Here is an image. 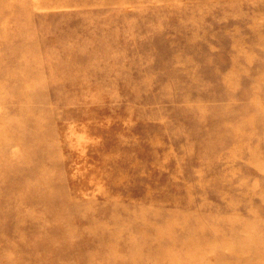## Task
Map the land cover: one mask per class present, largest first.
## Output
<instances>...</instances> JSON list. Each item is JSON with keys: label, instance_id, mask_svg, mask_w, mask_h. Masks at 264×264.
<instances>
[{"label": "rangeland", "instance_id": "374dc122", "mask_svg": "<svg viewBox=\"0 0 264 264\" xmlns=\"http://www.w3.org/2000/svg\"><path fill=\"white\" fill-rule=\"evenodd\" d=\"M252 248L264 0H0V264H264Z\"/></svg>", "mask_w": 264, "mask_h": 264}, {"label": "bare ground", "instance_id": "6f19581e", "mask_svg": "<svg viewBox=\"0 0 264 264\" xmlns=\"http://www.w3.org/2000/svg\"><path fill=\"white\" fill-rule=\"evenodd\" d=\"M13 138L15 140H19L21 137L14 136ZM72 206H73L72 208L74 210V208H76L78 206V204H75L74 203ZM115 212H117V209L114 206V208H110L109 212H107V213H105V211H101V212L96 211V212L92 213L91 215H88L87 217H85L90 222V227L88 229V231H89L88 235L91 236L92 234L95 235L97 233V230H96V222H98V221H97V219L94 216H98L100 218H105V217L107 218V217H110V214L115 213ZM86 242L89 243V244H92L93 243V241L91 240L90 237L86 238ZM78 245H75V246L77 247ZM78 247L81 248L80 245ZM252 252H253V248L251 249V254H252ZM94 253L95 252H93V250H91V257H93V254ZM258 257H261L260 259H258L259 261L260 260H263L262 257H264V249L257 250V251H255L252 254V258L254 260H256ZM130 261H132V264L134 263V261L132 259H129V260H126V262H127L126 264H128ZM256 262H257V260H256Z\"/></svg>", "mask_w": 264, "mask_h": 264}]
</instances>
